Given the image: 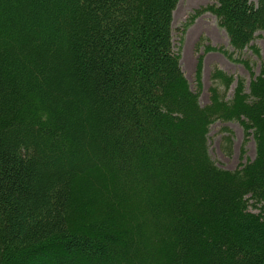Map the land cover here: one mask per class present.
<instances>
[{"label":"trees","instance_id":"obj_1","mask_svg":"<svg viewBox=\"0 0 264 264\" xmlns=\"http://www.w3.org/2000/svg\"><path fill=\"white\" fill-rule=\"evenodd\" d=\"M178 1L0 0V264H264V69L227 100L234 77L213 68L201 105ZM203 11L249 69L234 55L260 57L264 0ZM216 119L240 123L253 158L216 164Z\"/></svg>","mask_w":264,"mask_h":264},{"label":"rangeland","instance_id":"obj_2","mask_svg":"<svg viewBox=\"0 0 264 264\" xmlns=\"http://www.w3.org/2000/svg\"><path fill=\"white\" fill-rule=\"evenodd\" d=\"M215 0H179L172 14V37L174 49L182 56V50L187 44V54L190 64L182 69L192 89L195 88V69L199 56L202 57L200 84L201 90L199 101L201 105L209 102V88L213 84L211 72L217 67L225 73L232 75L234 81L225 91V99H229L234 91L236 80L242 78L245 91H248L250 79L257 75L261 66L264 69V30L257 32L251 44L259 48L260 57L247 47L238 55L250 60V68H246L240 62H235L220 50H231L225 30L217 22L216 16L210 11H203L194 15L196 10L213 3ZM256 1V0H254ZM182 66V65H181ZM219 89L222 85L217 84ZM220 91H223L220 90ZM208 151L216 164L225 169H234L239 163L245 162L248 158L254 157V142L249 136L244 139V131L238 121H224L216 119L209 126L207 134ZM230 148V153L228 152ZM244 148V155L240 157L241 149ZM250 211L257 212L251 208Z\"/></svg>","mask_w":264,"mask_h":264},{"label":"bare ground","instance_id":"obj_3","mask_svg":"<svg viewBox=\"0 0 264 264\" xmlns=\"http://www.w3.org/2000/svg\"><path fill=\"white\" fill-rule=\"evenodd\" d=\"M187 44L185 45L184 49L182 50V56L179 60L180 64L182 65L181 68L182 69H186L189 64H190V61H189V56L187 54Z\"/></svg>","mask_w":264,"mask_h":264}]
</instances>
